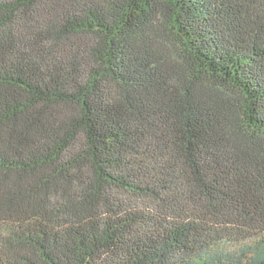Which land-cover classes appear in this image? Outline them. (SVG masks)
Returning a JSON list of instances; mask_svg holds the SVG:
<instances>
[{
    "label": "trees",
    "instance_id": "trees-1",
    "mask_svg": "<svg viewBox=\"0 0 264 264\" xmlns=\"http://www.w3.org/2000/svg\"><path fill=\"white\" fill-rule=\"evenodd\" d=\"M0 264H264V0H0Z\"/></svg>",
    "mask_w": 264,
    "mask_h": 264
}]
</instances>
